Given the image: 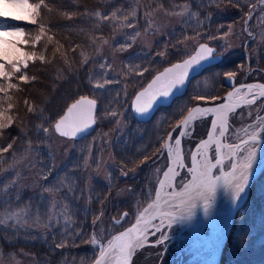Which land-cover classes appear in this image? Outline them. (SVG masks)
Wrapping results in <instances>:
<instances>
[{
  "label": "trees",
  "instance_id": "trees-1",
  "mask_svg": "<svg viewBox=\"0 0 264 264\" xmlns=\"http://www.w3.org/2000/svg\"><path fill=\"white\" fill-rule=\"evenodd\" d=\"M184 3L191 6V14L185 24L168 32L163 37L164 45L156 44L152 54L149 53L144 57L147 62L154 58V64L149 69L151 73H155L170 63L169 61H175L185 55L186 49L183 48V44L191 39L190 34L197 27V18L202 31L196 39L205 34L211 36L218 33L216 37L226 35L229 33V27L233 28L238 25L243 27L245 21L241 19V16L243 14L246 17L247 11L242 12L238 6L242 4L249 11L252 0H236L235 3H230L229 0H49L51 11L45 9L46 14L42 15L41 19L45 22V27L49 29L47 34L54 38L53 44L45 48L44 41H42L41 46L32 49L37 53L45 52L47 60L45 63L30 62L27 70L30 77L29 82L22 84L18 81L21 91L12 93L14 110H17L13 116L18 118L12 128L8 129L5 134H0V146L11 142L18 149L24 146H29L30 149L50 148L52 134L38 131V126L46 125L48 120L54 122V118H57L58 114L64 110L65 105L80 94L99 93V89L95 88V74L100 68L99 65L102 64L101 51H93L91 47L83 49L82 46L93 39L111 40L120 32L123 34L118 37L127 43L129 42L127 31L130 32V29L133 31V28L116 27L110 30L109 27H104L102 33L97 32L93 37L91 31L98 26L94 22L103 23L95 16L96 12L107 13L110 16L117 9L129 13L135 8L139 15L135 27L144 31L145 14L147 13L150 17L149 10L155 8L168 10L176 5L182 6ZM137 5H139L138 8ZM113 23L116 22L113 21ZM79 29H84V31L80 32ZM33 33L35 31L29 32L30 35ZM237 39L243 41L240 37ZM60 45H63L61 53L54 54L55 47ZM77 45L81 47H76ZM165 45H167L169 55L165 58L164 64L157 63L155 53L163 50ZM231 46L233 45H229V48ZM73 47H76L77 53L85 50L92 63L81 64L72 51ZM244 48V45H239L236 49H232L234 56L229 55L226 64L220 68L230 66L231 69L237 61H246L245 55L240 58L233 52L239 49L238 51L243 53ZM249 59V62H253L255 57L250 56ZM31 77H35V80ZM149 78V73H146L142 82ZM215 86L220 93L223 92L224 86L221 80ZM41 90L43 97L48 99L47 103L41 101L43 97L39 100ZM115 90L111 102L121 112L126 110L122 122L125 129H119L113 140L115 164L111 169L112 177L109 182L99 179L89 182L88 167H86L84 157L78 154L68 161L67 166L53 171L41 170L39 179L25 182L17 169L18 164H13L10 156L11 150L5 153L0 149V260L22 254L32 257L35 264H81V258L90 259L95 249L88 246L87 242L81 243L80 240L82 236L87 237L88 240L91 239V234L95 229L92 223L94 216L98 215L101 209L106 210L108 215H116L124 208L135 209L138 200L143 203L149 184L151 183L154 187L147 173L146 163L154 158L153 150L157 145L158 134L170 131L174 122H178L176 117L179 110L185 105L194 104L193 96L202 95L200 93L190 94L189 89L171 107L160 109L153 121L140 123L129 114L127 108L130 102L127 97L132 92L126 96L123 89ZM126 99L127 102H125ZM27 100L32 102L31 107L36 110L35 113L27 112V107L23 108ZM178 104L180 107L176 109L175 106ZM167 110H170L169 115L163 113ZM41 112L43 119L39 115ZM160 115L162 118L157 120ZM118 123L114 119L109 121L106 127L113 128ZM102 125L103 122H100L99 127ZM48 126L51 127V125ZM27 152H17L15 155L22 158ZM5 159L7 163H4ZM124 171L127 175L122 174ZM126 181L133 188H138L131 200L127 197L123 201H118L113 197L114 191L124 187ZM69 185L72 191H69ZM53 202L58 205L54 214L59 223L45 228L43 217ZM25 205L31 206L27 225L21 218L19 226L7 219L9 207L23 208ZM64 205L68 206V214L72 217V221L66 225L63 215L60 214ZM37 213L42 221L39 224L35 223ZM9 224L12 226H8ZM254 239L258 242V246L264 248V196L256 194V191L252 194L249 204L236 219L233 232L224 248L221 264H234V258H232L234 249L237 251L235 264H241L248 250L253 247ZM60 240H63L64 247L57 246ZM70 241H75V244ZM241 257H243L242 260ZM245 264L248 263L245 262ZM249 264H252V261H249Z\"/></svg>",
  "mask_w": 264,
  "mask_h": 264
},
{
  "label": "snow or ice",
  "instance_id": "snow-or-ice-1",
  "mask_svg": "<svg viewBox=\"0 0 264 264\" xmlns=\"http://www.w3.org/2000/svg\"><path fill=\"white\" fill-rule=\"evenodd\" d=\"M229 2L235 3L236 0H229ZM6 3L8 5L6 13L0 15V134H5L8 129L12 128L18 118L12 114L14 112L12 93L21 91L16 81L18 80L22 84L29 82L30 77L26 70L29 69L30 61L45 63L47 60L45 52L38 54L37 51H26L25 49L29 45L35 49L41 46L42 41H44L43 46L47 48L48 45L53 44L54 39L52 35L47 34L49 29L45 27V22L41 19L42 15L46 14L45 9L51 11L49 0H6ZM257 3L260 5V11L264 12V0H252L253 9ZM138 7L139 5H137ZM177 8L183 10L176 11ZM238 8L242 12L247 11V16L242 14L241 19L245 21V24H248L253 19L252 11H248L242 4ZM187 10L188 5H176L174 8L168 9L179 16H183ZM95 16L100 18L103 23L94 22L98 26L91 31L93 37L97 32L102 33L104 27H109L110 30L116 27L134 28V33L131 34L133 41L140 35L139 28L135 27V23L139 19L138 11L135 8L129 13L117 9L110 16L101 12H96ZM9 20L26 22L36 28L26 30L19 23H5ZM259 20L264 22V15L260 16ZM199 24L197 18V27L190 34L191 39L196 40V43L192 44L195 55L188 54V59L181 57L182 62L172 63L169 61L171 66L164 67L163 71H159L158 74L151 73L148 67L140 64H132L123 69L125 76L131 77L134 74L143 78L145 73H149L150 76L144 82L141 80L129 81L138 85L127 97V99H131V108L135 113L145 115L150 112L157 100L170 97L175 90L185 85L193 67L215 56L214 48L204 41L215 40L218 33L211 36L205 34L199 36L197 40L196 37L202 31V26ZM143 27L146 30H152L150 17L147 13ZM31 31H35V35L29 36L28 33ZM79 31L83 32L84 29H79ZM153 34H155L154 31ZM249 36H251L250 31ZM108 43L107 39H93L82 47L83 49L91 47L93 51L100 52L102 45ZM62 47L63 45L56 46L54 54L61 53ZM76 47L81 46L77 45ZM76 47H73L72 51L79 62L85 65L92 63L86 51L81 50L77 53ZM124 48L125 46L121 45L120 50L123 51ZM156 55L167 58L169 55L167 45ZM65 62L67 63V61ZM99 66L107 68L109 64L103 63ZM236 75L237 73L234 71L227 73L229 84L232 85L233 90L227 91L226 95L193 96L192 100L196 103L191 106L185 105L179 110L176 117L178 123L174 122L170 131L158 134L157 145L153 150L154 161L163 160L165 163L163 167L156 166L153 171L155 187H152L150 183L144 194L143 203L140 200L136 201L134 210L124 211L112 219L113 227L123 226V221L129 215L133 216L134 223L123 228L118 234H109L104 238L96 232L91 234L90 240L82 236L80 242H87L88 246L95 249V252L90 259L81 258V264H134L135 255L138 250H142L146 244L150 243V237H157L154 242L155 246L164 245L169 239L166 229L176 223L190 221L197 203H202L204 214L208 215L219 186H223L234 201L244 193L248 187L253 165L258 157L259 145L264 138V116L259 115V112L264 111V108H258L255 123H249L247 127L234 126L232 118L239 114L238 110L241 108H247L246 114L251 117L253 106L264 105V83H246L236 87L233 80ZM31 79L35 80V77H31ZM118 83H123V81L107 79L97 82L95 88L102 89L105 85ZM25 104L27 105V101ZM65 108L66 110L54 118V123L52 120H48L46 125L38 126L37 130L45 134H58L60 138L75 140L81 133L96 125L100 118L97 99L89 98L87 95H80L78 99H73L72 102L65 105ZM26 111L35 113L36 110L27 107ZM106 112L110 118L118 119L119 117L118 110L108 108ZM40 118H44L42 112ZM196 123H206L205 135L196 141L194 147L185 145L186 139L193 138L190 130L195 128ZM0 147L5 153H9L11 150L10 156L13 164H19L21 159L15 153L31 150L29 146L15 148L11 142ZM7 162L5 159L4 163ZM122 174L127 175V172L124 171ZM69 191H72L70 185ZM57 207L58 205L53 202L44 215L45 228L59 223L54 214ZM68 212V206L64 205L60 214L63 215L65 225L72 221ZM30 214V205H25L23 208L9 207L7 219L14 221L19 226L20 218L24 217L23 223L27 225V217ZM103 217L104 212L101 209L92 221L94 228L103 223ZM41 222V216L37 213L35 223ZM74 235L77 234L74 233ZM70 243L75 244V241H70ZM57 246L64 247L63 240L58 241Z\"/></svg>",
  "mask_w": 264,
  "mask_h": 264
},
{
  "label": "rangeland",
  "instance_id": "rangeland-1",
  "mask_svg": "<svg viewBox=\"0 0 264 264\" xmlns=\"http://www.w3.org/2000/svg\"><path fill=\"white\" fill-rule=\"evenodd\" d=\"M7 7L8 5L6 3V0H0V15L6 13ZM249 11H252L253 19L248 22V24L244 23L243 27H241L240 25L233 26V28H231V31H229L228 34L220 35L215 40H210L209 42L212 45L217 44L222 49V52L230 51L226 48L227 42H229V45H233L231 46V49H236L239 45H245L247 55L255 57L254 62H259L258 65L264 66V22H261L259 20V17L264 15V12L260 11L259 3L256 4L255 9H253V6L251 5ZM148 12L151 13V31L146 29H144V31H141L139 29L140 35L137 36L136 39L133 41L131 39V34L134 33L135 29L133 28V31L132 29H130V32L127 31V36L129 38V42L127 41V43H124V41L118 37L122 36L123 34V32H120L116 37L111 40H108L109 43L107 45H103L102 47V64L107 63L109 64V67L99 68V70L95 74L96 83L103 82L107 79H119L123 81V83L105 85L104 88L99 90L100 96L103 100V110L99 117L103 118L104 120L111 119L107 114L106 109L111 108L116 110L113 104L110 103L111 99L115 95V89H123L125 95L128 96L131 92H133L134 87H138V85H134L129 81L143 80V78L135 76L134 74L131 77L125 76L123 69L126 66L132 64H140L141 66L148 67L150 69L151 65L154 64V58L150 59V61L147 62L144 57L149 53L152 54L156 44L160 43L161 45H164L163 37L167 34V32L179 26L188 18V16L190 15V7L188 6V10L185 11L183 16L175 15L173 12L164 10L162 8H155L153 10H149ZM5 23L17 24L20 22L15 23L9 20L5 21ZM153 31L155 32V34H153ZM249 31L251 32V36H249ZM239 37L242 38L243 41L237 39ZM194 43H196V40L194 39H188L184 42L183 48L186 49L185 51L187 53L192 50V44ZM121 45L125 46L123 51L120 50ZM32 49L30 51H32ZM238 50H234L233 52L235 53V55L241 58V56H244V54H240ZM155 57L157 59V63L160 62L161 64H164L166 60L165 58L156 55V53ZM226 61L227 59L225 60V62ZM258 65H255V68L250 71V75L254 73H260ZM223 70H226V68H224ZM217 73L219 74V71ZM237 82L239 83L243 81L238 79ZM16 83L18 82L16 81ZM192 85V89L190 88V94H203L205 93V90L207 88H211L212 86L210 82H208L206 78L203 77L198 78L192 83ZM40 92L41 93L39 95V100L44 96L43 91L41 90ZM41 101H45V103H47L48 99L43 97ZM27 103L28 105L24 103L23 108L32 106V102L30 100H27ZM178 107H180L179 104L175 106L176 109ZM16 111L14 110V112ZM125 112L126 110L124 111V113ZM169 112L170 110L163 111L165 115H169ZM119 117H123V112H119ZM161 118L162 115H160L157 120H160ZM196 125L198 126L203 124ZM120 127L122 130L125 129V125L118 124L116 127L111 128L108 131H99L97 134H95L93 138L90 139V141H87L86 143L80 145L75 143V141L65 140L64 138H60L58 135H55V137L52 138V154H48L44 150L39 149L37 151L38 153L33 150H30L22 157L20 163L17 165V169L20 172V176L25 179V182H27L28 180L34 181L37 179L41 170L53 171L58 170L62 166H67L68 161L73 159L74 157V154L72 155V152L78 149V151L81 153H84L86 151V165L88 167L89 172V182H91L93 179H99L105 182H109L110 167L113 166L114 161L113 156L111 154L110 144L112 143V139L116 130ZM48 157L52 158L54 162H51L52 160H50ZM36 160H38V164H35ZM164 163L165 161L161 160L159 162L160 167H163ZM137 188L138 187L133 188L129 184V182L126 181L125 186L123 188H117L114 191L113 197L118 201H123L127 197H129V199L131 200V198L135 195ZM260 190L261 195L264 196V180L261 183ZM21 218L25 219L24 217ZM116 228L117 226H112V218L104 215L103 223L99 227L95 228V232L99 234L102 238H104L109 234H114L117 231ZM166 233L169 236V239L164 244V248H166L165 253H167L169 247H173L174 251H177L178 253L184 250H189L188 255L184 256L185 263L181 264H210L211 262L214 263L217 260V247L215 246L214 249H211V247L213 246V244H211L208 245V249H206V251H203V249L200 250L201 248L198 247L197 242L195 240H187L188 231L186 229L180 228L178 234L173 236L169 234V231H166ZM156 239L157 237H150V242L153 243ZM147 245L151 244L148 243L145 246ZM191 251L194 252V255L192 257H189ZM159 252L160 250L158 251V255ZM214 254V258L211 259ZM151 259L152 256L147 257V261H150ZM242 259L243 257H241V260ZM249 261H252V264H264V248L258 246V242L256 241L253 242V247L248 250V254L246 255L245 260L241 262V264H245V262L249 264ZM0 264H35V261L32 257H29L26 254H22L13 258L0 260ZM134 264L136 263L134 262Z\"/></svg>",
  "mask_w": 264,
  "mask_h": 264
},
{
  "label": "water",
  "instance_id": "water-1",
  "mask_svg": "<svg viewBox=\"0 0 264 264\" xmlns=\"http://www.w3.org/2000/svg\"><path fill=\"white\" fill-rule=\"evenodd\" d=\"M215 51H216V49L214 48V52H215ZM193 55H195V53H194ZM188 58H189V57H188ZM188 58H186V59H188ZM220 58H221L220 55H218V56H214L213 58H211V59H209V60L203 61L200 65H197V66L193 67V68L191 69V71L189 72V75H188V78H187V81H186L185 85H184L182 88L175 90V91L173 92V94H172L170 97H168V98H160L159 100H157V102L153 105L151 111L148 112L147 114H145V115H139V114L135 113V112L132 110L133 114H134L139 120H141V121H147V120L151 119V117L153 116V114L155 113V111L158 109V107H159L160 105H169V104H171V102L173 101V99H174L176 96H178V95L184 93V91H185V89H186V87H187L188 82L190 81V79H191L193 76L199 74V73H200L205 67H207V66H209V65H211V64L216 63L217 61L220 60ZM168 67H170V66H168ZM157 74H158V73H157ZM91 129H92V128H91ZM91 129H89V130H87V131L81 133V134L78 136V138H80V137H82V136L88 134V133L90 132ZM229 200H231V199H229ZM229 200H226V201H224V202H227V201H229ZM233 202H234V200H233ZM214 204H216V203H214Z\"/></svg>",
  "mask_w": 264,
  "mask_h": 264
},
{
  "label": "bare ground",
  "instance_id": "bare-ground-1",
  "mask_svg": "<svg viewBox=\"0 0 264 264\" xmlns=\"http://www.w3.org/2000/svg\"><path fill=\"white\" fill-rule=\"evenodd\" d=\"M264 179V173L259 177V181Z\"/></svg>",
  "mask_w": 264,
  "mask_h": 264
}]
</instances>
